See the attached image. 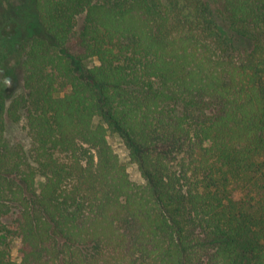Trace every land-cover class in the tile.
<instances>
[{
	"label": "trees",
	"instance_id": "obj_1",
	"mask_svg": "<svg viewBox=\"0 0 264 264\" xmlns=\"http://www.w3.org/2000/svg\"><path fill=\"white\" fill-rule=\"evenodd\" d=\"M33 2L0 264H264V0Z\"/></svg>",
	"mask_w": 264,
	"mask_h": 264
},
{
	"label": "rangeland",
	"instance_id": "obj_2",
	"mask_svg": "<svg viewBox=\"0 0 264 264\" xmlns=\"http://www.w3.org/2000/svg\"><path fill=\"white\" fill-rule=\"evenodd\" d=\"M35 35L46 36L40 26L34 8L33 0H0V90L7 93V105L11 97L23 92L22 69L18 63L19 50L22 43ZM89 65L98 64L96 59L87 61ZM8 117V116H7ZM6 136L10 143L21 144L26 149L30 148L31 137L25 120L14 121L10 118L6 121ZM110 141L123 157H126L122 141L117 135L111 134ZM125 158V161H128ZM129 171L136 180H141L139 172L129 165ZM0 245L8 246L11 257L20 260V239L6 237L0 234Z\"/></svg>",
	"mask_w": 264,
	"mask_h": 264
}]
</instances>
